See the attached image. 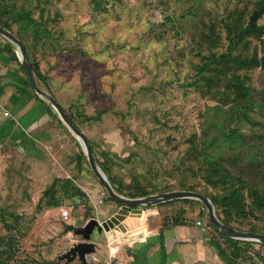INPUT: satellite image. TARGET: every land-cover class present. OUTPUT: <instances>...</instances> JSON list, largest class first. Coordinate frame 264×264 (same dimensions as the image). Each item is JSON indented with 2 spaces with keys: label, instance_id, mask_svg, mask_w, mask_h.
<instances>
[{
  "label": "rangeland",
  "instance_id": "1",
  "mask_svg": "<svg viewBox=\"0 0 264 264\" xmlns=\"http://www.w3.org/2000/svg\"><path fill=\"white\" fill-rule=\"evenodd\" d=\"M1 1L31 12L41 32L37 41L30 31L20 35L29 59L51 79L49 92L66 112L93 118H80V130L96 158L118 181L116 187L122 185L130 192L142 189L148 195L187 188L220 195L221 185L210 183L214 168L204 156L217 157L225 168L222 177L229 178L230 173L235 177L228 188L237 187L240 178L255 187L261 182L264 111L258 104L264 68L236 72L249 90L245 117L236 100L205 89L196 67L210 53L231 51V57L256 54L260 59L264 34L245 36L231 49L223 25L229 21L234 29L245 25L262 7L256 23L264 26V0H0V6ZM261 2L263 6L258 5ZM11 32L17 34L15 25ZM62 144L61 165L39 164L28 157L20 161L16 155L6 158L0 151V237L12 236L16 241L12 258L3 256L0 264H80L58 260L82 241L68 225L77 229L94 217L101 222L118 210L82 157L77 140L72 136ZM66 180L83 195L65 197L60 187ZM53 181L55 189L44 194ZM164 205L141 209L159 208L164 223L174 221L179 209ZM61 207L67 208L68 220L61 218ZM197 217L196 221L207 220L203 206ZM253 219L250 225L264 228V221ZM209 227L214 233L211 240L228 256L231 243ZM90 241L99 245L96 261L89 262L86 256L87 264H116L105 257L104 235L94 229ZM256 248V258L262 259L264 248Z\"/></svg>",
  "mask_w": 264,
  "mask_h": 264
},
{
  "label": "crops",
  "instance_id": "2",
  "mask_svg": "<svg viewBox=\"0 0 264 264\" xmlns=\"http://www.w3.org/2000/svg\"><path fill=\"white\" fill-rule=\"evenodd\" d=\"M9 48L0 36V151L5 157L20 156V161L28 157L39 164L61 165L64 154L62 142L72 135L55 111L37 99L19 67L18 59H10ZM38 74L40 78L34 74L37 86L52 95L49 92L51 79H46L41 69ZM93 202L97 201L93 199ZM164 204V209H179V217L164 223L159 213L161 210L156 207L139 216H129L124 221L126 231L115 229L104 235L107 239L105 257L118 264H227L216 242L211 240L214 233L210 227L202 229L194 224L202 209L200 203L176 200ZM92 255L97 256L95 253ZM253 262L264 264V257L254 258Z\"/></svg>",
  "mask_w": 264,
  "mask_h": 264
},
{
  "label": "trees",
  "instance_id": "3",
  "mask_svg": "<svg viewBox=\"0 0 264 264\" xmlns=\"http://www.w3.org/2000/svg\"><path fill=\"white\" fill-rule=\"evenodd\" d=\"M262 4L263 3L261 2L258 5L263 6ZM13 25H15L17 28V34L14 35L23 44L26 55L29 59L27 46L22 42L20 35L30 31L32 38L36 41L39 40V34L41 32V30L39 29V25L34 21L32 14L29 10H24L23 8L17 10L14 8L13 5L6 6L2 2V5L0 6V26L11 31V27ZM223 26L227 31L226 38H228L229 41L228 45L231 46V49H234L238 45H240L241 40H243V37L245 36H255L257 38H260L264 34V26H259L257 25L256 22L250 20H248L245 25L243 24L236 25L235 29L232 27L230 21L229 23L225 22ZM209 30L210 33L213 34L214 27L210 26ZM7 43L10 46V48L7 49V52L10 54V59H14L17 61L16 54L13 51V46L11 45V43L9 42ZM231 53H232L231 51H228L226 53H220L219 55L210 53L205 57H201L202 64L196 67V76L197 79H202L204 83V87L209 93L214 92V94H218L226 99L231 98V100H236L237 107L241 108L240 110L241 114L246 117L248 115L247 112L245 111V108L249 109V106L247 104L249 98V90L246 87L245 83L243 82V79H241V77L236 72L245 67L247 68L259 67L260 62L256 54H253L249 58L243 59L237 55L231 57ZM29 61L33 73L35 74V76L40 78L38 74L39 68L37 63H35L33 60L30 59ZM230 63H235L237 65V68L230 65ZM18 64L21 71L23 72L19 62ZM224 83H226L227 86L225 85V87H223ZM219 92L221 93L219 94ZM260 93L262 94V97H261V102L258 104L259 107L258 109L264 111V83H263V89L260 91ZM37 99H39V101H42L38 97ZM218 99L220 100L221 98ZM68 114L70 115L71 119L79 129H80L79 121H81L80 118H83L84 120L87 121L93 119L92 117H88L86 115L85 117H82L81 115L77 114V116L74 117L72 113L68 112ZM231 134L224 133V136H230L232 138ZM88 142L89 144H91L89 140ZM81 155L83 158H85L83 153H81ZM213 158L209 159V158H205L204 156V160L207 161L211 165V167L214 168L213 170L211 169L209 173L210 183L212 185H216L215 183L219 182V185H221L222 193L220 195H212L207 192H200V193L206 195L211 200L217 218L226 226H229L236 230H241V231L246 230L248 232H256L264 235V228L262 229L260 227H256L255 225L249 224L251 220L248 213V210H251V212L254 215L255 214L260 215V217H256L252 221H256V222L264 221V188H263L264 168L261 170V178H260L261 182L257 184L258 185L257 187L247 184L245 180H242L240 178L237 180L239 182V185L237 187L228 188L226 187L227 184L235 177L231 173L229 178L222 177L221 173L222 171L225 170V168L216 161L217 157H213ZM97 162L101 167L102 171L105 173L111 186L118 194L129 198L143 197L148 195V193L143 191L142 189H136V192H130V191H125V188L122 185L116 187L115 183L118 181H116L114 177L110 176V171L108 166L106 164H102L98 158H97ZM54 182L55 181H53V183L45 191L44 194H48L49 191L55 189ZM60 190L62 191V194L65 197H69L70 195L73 194L74 195L82 194L81 191L73 184V182L68 180L62 181ZM185 190L195 191L194 189H190V188H187ZM188 200L189 199H184L182 201L186 202ZM248 203L250 204L249 208H247ZM246 225H249V227L247 229H244ZM215 232L219 233L232 245L233 249L230 252V254H228L227 256L225 255L223 249H220L219 245L215 243L219 249L220 255L226 260L227 264H241L240 263L241 260L242 263L247 262L249 264H254L253 260L254 258H256V256H258V250L254 249V245H258V247L264 248L263 245L256 242L234 240L222 235L217 230H215ZM15 242L16 241L12 236H6L3 238L0 237V262H3L5 260L2 259L3 256H5L6 259L12 258L16 246ZM239 244H241L242 246H240ZM24 264H50V263L44 261H42L41 263L37 261H33V262H26Z\"/></svg>",
  "mask_w": 264,
  "mask_h": 264
},
{
  "label": "water",
  "instance_id": "4",
  "mask_svg": "<svg viewBox=\"0 0 264 264\" xmlns=\"http://www.w3.org/2000/svg\"><path fill=\"white\" fill-rule=\"evenodd\" d=\"M263 14V8L260 7L254 10L249 16V20L257 22L258 18ZM0 36L10 42L15 46V54L23 70V73L32 88L33 92L49 107H51L57 114L60 121L71 133V135L77 140L81 151L86 158L89 168L93 175L98 180V183L105 191L108 198L119 205L118 210L115 214L105 218L101 222L97 218H90L86 223L77 229H73L72 225H68L69 231H74L75 235H80L82 241L74 244L67 250L63 255H61L58 260L72 261L77 260L80 264H87L85 258L86 256L92 255L95 252L96 244L90 241V236L93 230H96L97 234L105 235L111 230L120 229L125 230L124 221L129 218V216L142 214L143 210L141 207L156 206L176 200H194L199 202L206 211V218L211 227L222 235L240 241H250L256 242L264 246V235L256 232L241 231L231 228L223 224L216 216L214 206L211 200L204 194L196 191L189 190H177L165 193H160L156 195H146L138 198H129L115 192L111 186L109 180L107 179L105 173L102 171L101 167L97 162V158L91 149V146L80 131L77 125L73 122L70 115L57 103V101L48 93L42 91L36 83L34 73L31 68L30 61L26 55L25 48L20 40L9 30L0 26ZM260 69L264 68V55L259 59ZM249 216L251 218H256V216L248 210ZM126 231V230H125Z\"/></svg>",
  "mask_w": 264,
  "mask_h": 264
},
{
  "label": "built area",
  "instance_id": "5",
  "mask_svg": "<svg viewBox=\"0 0 264 264\" xmlns=\"http://www.w3.org/2000/svg\"><path fill=\"white\" fill-rule=\"evenodd\" d=\"M60 216L63 220H68L69 213H68L66 207L60 208ZM195 225L202 228V229H209V223L207 220L195 221ZM88 259H89V262L96 261V258H94V256H89ZM116 264H118V263H116ZM241 264H247V263H241Z\"/></svg>",
  "mask_w": 264,
  "mask_h": 264
}]
</instances>
